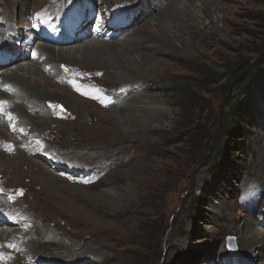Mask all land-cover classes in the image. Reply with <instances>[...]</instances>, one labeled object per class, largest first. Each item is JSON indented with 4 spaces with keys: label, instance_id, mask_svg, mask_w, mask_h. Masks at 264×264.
Returning a JSON list of instances; mask_svg holds the SVG:
<instances>
[{
    "label": "rangeland",
    "instance_id": "374dc122",
    "mask_svg": "<svg viewBox=\"0 0 264 264\" xmlns=\"http://www.w3.org/2000/svg\"><path fill=\"white\" fill-rule=\"evenodd\" d=\"M4 1L7 2L9 11H13L18 5L13 20L15 22L18 14L24 10L27 15L33 10L42 11L49 0H34L25 5L23 11V1L0 0L3 10ZM102 1L105 0H94L97 7H102V11L115 6L103 4ZM204 1L209 2L211 15L208 17L203 16L202 10L200 11ZM167 2L168 0H164L161 4ZM152 3L155 1L150 0L147 5L150 9L153 8ZM129 5L126 3L125 11L134 13ZM196 5L195 14L201 23L200 27H209L210 22H213L219 29L216 28L215 35L205 38L204 42L185 35L187 50L181 60L163 58L164 63H158L160 68L148 66L149 72L143 71L142 63L136 69L133 67L125 71L133 76L145 75L142 77L145 84L153 86L150 85L151 89L147 93L145 86L131 83L128 84L129 91L124 92L122 88H118V80L115 82L112 79V70L109 71V76L105 75L107 72L103 64L96 65L94 69H82L80 64L75 66L91 72V81L96 77L95 69L103 72L104 76L98 82L107 91L120 92L122 89L121 93L117 92L118 95H123L118 106L100 108L99 111L97 105L75 100L65 87L55 84L52 79L32 76L29 81H25L32 84L34 79L40 87L42 99L44 98L40 102L42 108L44 102H58L71 115L55 122L50 119L39 129L40 117L30 115L26 109H16L21 123L32 127L39 135L44 131L43 141L47 145L43 141L39 143L41 151H48L53 157L57 151L77 165L74 169L96 170L95 173L100 177L95 184L80 186L69 178H60L50 171L55 182L51 179L48 188L52 197H56H53L52 206H48L42 200L48 189H44L46 185H43L42 180L34 178L38 175L37 169L45 171L46 164L44 166L40 160L34 159V171L28 173L27 166L22 167L21 163L20 172L14 179L8 176L9 173L6 172L9 170L3 165L4 162L9 163L8 159L0 157V173L4 177L0 175L3 177L5 190L13 194L11 203L15 210L28 209L40 221L35 225L29 224L31 229L25 236L28 240L27 244L25 241V246L27 245L26 253L31 258L30 264L41 263L37 260V255L49 252V248L45 246L50 240H55L50 236L43 238L39 225L44 223V228L54 230L56 235L83 232L78 227L73 231L72 219L77 216L87 221H98L100 211L97 209L105 201L100 196L115 193L116 187L110 184L119 180V177L132 180H125V188L121 186V190L113 195H124L122 204L129 201L135 209L127 222L128 226L123 227L125 231L131 232L130 250L127 255L118 258L119 264L120 259H127V264H220L221 260L247 261L250 264H258L259 260L260 264H264V258L255 260L250 257L251 249L239 248L237 245V242L250 237L248 231L252 228L257 233L264 231V225L259 224L257 218L248 211V207L254 206L255 210L258 208V213L260 211L264 214V61L259 63L260 55L264 52V0H196ZM164 6L165 4L161 9ZM3 10L0 8L4 14ZM128 14L129 12L125 17ZM156 14L157 12H153L151 16L154 18ZM143 16L144 14L138 16L134 24L111 42H119L127 34L131 36V33L145 24L147 25L142 30L155 31L154 22L158 18H164L161 14L153 20L152 17L144 19ZM176 45L179 47L178 43ZM68 46L74 45L68 44L63 48ZM191 55H194V60H191ZM76 57L79 58L78 55L71 57L66 54L61 57L62 63L75 62ZM236 62L249 66L261 64V67L258 71L251 72L253 88L248 83L246 90L241 94H232L234 102L227 104V85L213 84L211 79L225 75L227 80L223 83L229 82L232 75L227 66ZM148 75L156 76L152 79L153 82H148ZM46 83L49 85L47 89L44 86ZM116 85L118 89H110ZM154 95L160 103L150 106L162 107L169 115L165 129L156 134L148 133L144 138L140 131L133 132L129 125L109 126L101 122L98 116L106 110H111L112 114L118 112L123 109L124 104L130 103L132 106L136 101L130 98L142 96L140 101L146 102L147 96ZM67 99L69 103L65 102ZM170 102L174 105L172 109L166 107ZM231 107L241 113V119L232 120ZM124 116L127 115L122 114L120 121ZM57 121L68 122L69 126ZM1 130L0 135L9 138L5 130ZM125 136L128 137L126 141ZM121 137L122 141L119 140ZM112 141L117 144L112 145ZM107 142V147L102 146ZM239 229L246 232L242 234ZM7 230L0 229V237H5ZM89 242L90 247L97 246L96 243ZM260 246L261 244L256 245L257 248ZM229 250L235 252V255H230Z\"/></svg>",
    "mask_w": 264,
    "mask_h": 264
},
{
    "label": "bare ground",
    "instance_id": "6f19581e",
    "mask_svg": "<svg viewBox=\"0 0 264 264\" xmlns=\"http://www.w3.org/2000/svg\"><path fill=\"white\" fill-rule=\"evenodd\" d=\"M21 1H23L22 4L20 3L22 6H24L23 8H21V10L23 11L26 8L25 5H29L34 0H21ZM69 1L71 0H68V1L60 0L59 5L58 3L54 2L49 8V11L57 9L58 7H60L61 5L65 3H68ZM153 1H155V3H152V7H153L152 9H150L147 6L150 0H117V1L116 0H105V1H102V3L109 5V6H112L115 4L120 6L121 4L129 3L130 4L129 8L134 9V14L137 13L135 15V18L133 17L132 23L133 22L135 23L137 20V17L141 16V14H144L143 18L145 19L148 17H152L151 15L153 12H157L154 18L152 17V20L155 19L157 15L161 14L164 18L163 19L158 18V20L154 22V25L152 24L155 31H152L149 29L142 30L147 25L145 24V25H142L139 28V30L137 31L135 30L133 33H131V36L130 34H127L124 38L120 39L119 42L118 41L117 42L115 41L105 42V41H99L98 39H94V38L90 39L89 37H87L86 35L87 33L84 30H82L80 33V36L78 37L77 42H74L71 44L74 46H71V47L68 46L66 48H63L64 46L56 48V46H51V45L37 46L40 57H45L46 59L43 64L50 67V72L56 71L58 70L59 65L63 64L61 57H63L66 54H69L71 57L78 55L79 58L76 57L74 59L75 62L72 61L64 65L75 67V66H79L80 64L83 66L82 69H86V68L94 69L96 65L103 64L106 67V72H107L105 73V75L107 74L109 76V71L112 70L113 71V73L111 74L112 79H114L115 82H117L116 80H118L119 83H117V85L118 86L120 85L118 88H122L124 92L129 91L130 88L128 84L131 83L132 85L140 84L141 86H145L144 90L147 93L151 89L150 87L152 85L147 84V83L145 84V80L144 78H142L145 75L140 76V77L137 75L133 76V75H130V73L129 74L126 73L127 70H131V68L133 67L136 69V66L140 67L142 63L143 71L149 72L148 66L155 67V68L159 67L158 63L159 64L164 63L163 58H167L166 60L168 59L179 60L183 56V54L186 53V50H187L186 49L187 47L185 44L186 41L184 38L185 35H187L189 38H192L193 40H196V41L200 40V42L201 41L204 42L205 38H212L215 35L217 29H219L213 22H210L209 27H206L204 25L201 26L202 28L200 27L201 23H199V19L197 15L195 14V10H197L196 0H183V1L182 0H168L167 3H163V4L161 3L164 0H153ZM49 2L50 1H48V3ZM3 4H5L4 10L2 7V3L0 2V8L4 11V14L2 13L1 15L2 23L0 24V38H3L4 43L8 47V51L13 52L12 53L13 55L17 54V56L15 60L11 61L8 65L0 69V78L3 79L2 84L10 83L11 85H13V87L16 89V92L18 91L17 98L24 101L26 106H31L30 109H35L39 113L42 114L40 115V118H38V124H39L38 127L40 129L44 127V124L48 123V121L51 119L50 117L51 115L45 109L43 110V108L40 105L41 100H43L44 98L42 99L43 93L40 92V87L38 86V84L34 81V79H32V84L26 83L25 81H29V77L32 78V76H40L41 78L48 80L49 76H47V74L44 73V67H39L35 63L30 62L28 59L26 60L22 59L23 56L25 57L27 55L25 38L28 35V33L23 32L24 28L23 30H21L22 25H26L25 21H27L28 19V15L26 14V11L24 10L21 14H18L16 21L13 22L14 17H16L15 13H17V11L15 10L17 9L18 5H16L13 11H9L7 2L5 3L4 1ZM164 4H165L164 8L161 9V7ZM201 10H202L203 16L208 17L211 15L209 11L208 1H204V3L200 6V11ZM12 22L16 23L17 26H14L13 24H11ZM128 28L129 26L123 29H118L117 36L123 33ZM176 43L179 44V47L176 45ZM72 53H75V54H72ZM191 56H190L191 60L192 59L194 60L193 58L194 55H191ZM95 70L98 71V69H95ZM115 70H117V72H115ZM159 71L161 72V70ZM87 72H88L87 70H82V73L80 74L81 80L84 81L88 77L86 75ZM148 77H149L148 82L149 81L153 82L156 76L151 77L150 75H148ZM48 83L53 84L52 82H48ZM46 85L47 83L44 84L45 88L47 89L49 85L47 86ZM117 85L115 87L113 86L112 88L110 87V89H118ZM53 86H55V84H53ZM59 89H62V88H59ZM68 93L70 94L71 97H73L75 100L78 99L77 101L81 103H86V104L88 103V104H91L92 106L93 105L95 106V104L91 101L88 102L85 99H82L76 96L75 94L70 93L69 91ZM125 96L126 95H124V97ZM122 98H123V95L121 94L117 95V98H116L117 103ZM130 99L132 101H136V103L133 104L132 106H130V103L124 104V107L122 110L118 112H113V114L111 113V110L110 112L107 110L105 112L102 111V113H99L100 108H99V111L96 110L99 113V115L98 114L97 115L99 116L101 122L103 121L109 126H114V127H117L119 124L129 125L128 127H131V129L134 130L133 132L140 131L144 135L143 136L144 138L147 136L148 133L156 134L159 131H163L165 129L164 128L166 126L165 123L167 122L169 115L165 112V110L162 109V107H151L150 106V104L157 105L158 103H160L158 102V99L156 100L155 95L152 97L147 96L145 98L147 100L146 102L140 101L141 99H143L142 96L136 99H133V98H130ZM65 102L69 103V100L67 99V101ZM171 102L169 105H166V107L172 109L174 105ZM176 103L177 101H175V104ZM22 108L18 107V109L20 110L25 109V108L23 109ZM26 109H28V107H26ZM122 114H125L127 116H124V118H122V121H120ZM89 121H90V118H89ZM57 122L65 126L69 124L68 122H64V121H57ZM22 125L24 124L22 123ZM0 132H2L1 128H0ZM43 132L44 131L42 130L40 132V135L43 134ZM126 138L128 137L125 136L124 141H126ZM0 139L6 140L8 139V137L6 138L0 135ZM119 140L122 141L123 140L122 137ZM111 144L113 145L117 143L112 141ZM108 145L109 144L107 142L106 144L102 146L107 147ZM16 154L18 155L17 156L18 159L15 156L5 155L3 154V152H0V157L7 158L9 161V163L4 162L3 164L5 165L6 169L9 170L6 173H9L8 176L14 179L20 172L21 163L23 164L22 167L24 165L27 166L26 171L28 173L33 172L34 171L33 161L35 159V158L25 156L23 151L21 152L20 150H17ZM52 158L58 159L55 157H52ZM45 164L47 168V163ZM74 167H77V165H74ZM46 168H45V171H42L41 170L42 168L37 169V170L35 169L38 172L39 176L36 174L34 178L36 180H42L43 185L44 184L46 185L44 189L47 188L48 193L44 196V199L42 200L48 206H52L53 197L54 196L56 197V195L52 197V193L50 192V189L48 188V186L51 183V179L53 181L54 179L51 178L52 173L50 172L49 167L48 169ZM43 178H45V180ZM128 179L132 180L127 177H119L120 181L114 180L110 184V186L112 185L114 186V188L116 187L115 188L116 192L113 194H117L118 190H121L122 188L121 186L125 188L126 183H127L125 182V180H128ZM0 188H1L0 194L7 195V193L4 191L6 189L4 185V180L0 181ZM113 194L106 193L100 196V198L104 199L105 201L102 204V206L99 209H97L100 211L99 213L100 218L98 219V221L96 222L87 221L77 216L72 219L73 221L72 225L74 227L73 231L75 232V227L76 228L78 227L80 228V230L83 231L81 233L76 232V234L67 235L64 233L61 235L60 234L56 235L54 230L45 229L44 223L39 225L38 229L41 231L40 234L43 236V238H47L48 236H50L52 237V239H55V240H50L46 244L45 247L49 248L48 249L49 252L45 251L46 253L43 252L37 255L38 257L37 260L39 262H42L43 264H98L99 262L107 263L109 261L114 262V264H119L118 258H121V256L123 255H127V252H129L130 250L129 245H130L131 232L130 230L125 231L123 227L128 226L127 222L130 216L134 213L135 209L132 207V203L129 201H127V203L125 204L124 203L122 204V202L124 201L122 200L124 195L122 196L118 195L115 197ZM20 200L21 199H19V201ZM36 201L38 203L39 201L38 198L36 199ZM27 210L26 209H23L20 211L16 210L17 212L16 214L19 217H21V220H23V222L21 221L19 229L17 231L13 229L14 231H11L10 234L7 235L8 237L15 235L16 238L23 239L27 235V234L25 235V232H26V229L29 228V224L35 225V224L40 223L39 219L36 218L34 215H32ZM262 227L264 230V226ZM239 230L242 231V234L246 232V230L244 229L242 230L239 229ZM256 231L257 230L254 228H252V230H249L248 233H250V237H248L245 241L242 240L240 243L237 242V245L239 248L251 249L250 257H253L255 260L256 259L258 260V259L264 258V231L258 232V233ZM239 237L241 238V236ZM56 238H59V240ZM84 239L88 240V242H86V240ZM25 241L27 244L28 241L26 239ZM89 241L96 243L97 246L90 247ZM32 243H33V240L30 241V245ZM259 244H261V246L257 248L256 245H259ZM50 251L56 252V254L51 253ZM120 261H121L120 264H127L128 260L120 259ZM238 264H250V263L247 261H239ZM258 264H260L259 260H258Z\"/></svg>",
    "mask_w": 264,
    "mask_h": 264
},
{
    "label": "trees",
    "instance_id": "16d2710c",
    "mask_svg": "<svg viewBox=\"0 0 264 264\" xmlns=\"http://www.w3.org/2000/svg\"><path fill=\"white\" fill-rule=\"evenodd\" d=\"M261 60L264 61V52L260 55L259 63H262ZM260 67H261V64L249 66V65H244V64H240L236 62L233 64H229V66H227L229 74L232 75L229 82L223 83L225 82V80H227V77L225 75H219L218 77L212 78L211 80L213 84L220 83V84L227 85V91H226L228 95L227 104H230L234 102L232 94L236 95V94H241L242 92H244L243 90H246L248 83H250L251 88H253L254 83L252 81L251 72L252 70L258 71ZM208 76L210 77V75ZM230 117L232 118L233 121H235V118H237L238 120L239 118L240 119L242 118L241 113H239L237 109H234V107L230 108ZM225 118L227 119V117Z\"/></svg>",
    "mask_w": 264,
    "mask_h": 264
},
{
    "label": "snow or ice",
    "instance_id": "6c2138e0",
    "mask_svg": "<svg viewBox=\"0 0 264 264\" xmlns=\"http://www.w3.org/2000/svg\"><path fill=\"white\" fill-rule=\"evenodd\" d=\"M33 55H35V54H33ZM22 194V193H21Z\"/></svg>",
    "mask_w": 264,
    "mask_h": 264
}]
</instances>
